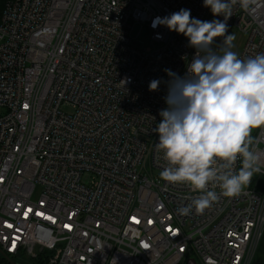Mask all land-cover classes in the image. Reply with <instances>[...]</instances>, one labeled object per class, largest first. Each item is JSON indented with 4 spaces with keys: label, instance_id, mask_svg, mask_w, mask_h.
I'll list each match as a JSON object with an SVG mask.
<instances>
[{
    "label": "built area",
    "instance_id": "1",
    "mask_svg": "<svg viewBox=\"0 0 264 264\" xmlns=\"http://www.w3.org/2000/svg\"><path fill=\"white\" fill-rule=\"evenodd\" d=\"M181 8L202 21L223 19L202 0H4L0 248L7 255L43 254L47 264L252 263L264 232V127L251 132L261 172L202 214H181L199 193L159 176L166 162L152 129L166 107L165 69L184 75L195 50L183 34L152 24ZM227 25L245 34L241 58L264 53V0L249 11L235 7ZM154 79L160 84L150 91Z\"/></svg>",
    "mask_w": 264,
    "mask_h": 264
},
{
    "label": "clouds",
    "instance_id": "2",
    "mask_svg": "<svg viewBox=\"0 0 264 264\" xmlns=\"http://www.w3.org/2000/svg\"><path fill=\"white\" fill-rule=\"evenodd\" d=\"M214 17L202 21L181 8L156 17L152 26H164L183 34L195 54L184 75L165 69L169 76L166 107L152 129L157 134L155 151L166 166L159 173L169 185H186L199 193L178 211L202 214L219 199L235 197L261 172L251 148V132L264 127V53L241 58L232 51L235 37L227 34L233 9L251 10L257 0H202ZM224 37L217 51L212 45ZM128 81H123V84ZM152 80L149 90H157ZM240 168L235 169L237 161ZM219 189V193L213 189Z\"/></svg>",
    "mask_w": 264,
    "mask_h": 264
},
{
    "label": "rangeland",
    "instance_id": "3",
    "mask_svg": "<svg viewBox=\"0 0 264 264\" xmlns=\"http://www.w3.org/2000/svg\"><path fill=\"white\" fill-rule=\"evenodd\" d=\"M212 19H214V18H211V19L206 20V21H211ZM135 33H136V31L133 32V35H135ZM227 34H231L235 37V39L233 41L234 47L232 48V51L236 52L240 56V53H241L242 47H243V43L245 40V34L242 33L241 31H239V29L235 26L230 27V29L226 33V35ZM221 39L224 40V37H217L216 40L214 41V43L212 45V48L214 50L219 51L223 47V43H222L221 47H219V45L221 43ZM139 40L141 42H143L146 47L151 46V42H150L149 38L144 33L139 35ZM61 110L66 112V113H72L74 111V107L72 105H63ZM256 255H257V252H255L253 260L255 259ZM33 258L37 259V256L36 257L34 256ZM33 258H31L30 256L29 257L25 256V257H21V259L19 258L17 260V262H19L20 264H35V263H32L30 261V259H33Z\"/></svg>",
    "mask_w": 264,
    "mask_h": 264
},
{
    "label": "trees",
    "instance_id": "4",
    "mask_svg": "<svg viewBox=\"0 0 264 264\" xmlns=\"http://www.w3.org/2000/svg\"><path fill=\"white\" fill-rule=\"evenodd\" d=\"M3 6H4V0H0V16L3 10ZM256 252H257V255L255 259L252 260L251 264H264V232H263L262 238L259 242ZM11 258L16 262L19 258L21 259V257L18 258V257H13V256ZM30 261L35 264H47L45 261V256L43 254H39L37 256V259L33 258V259H30ZM0 264H10L9 261L1 253H0Z\"/></svg>",
    "mask_w": 264,
    "mask_h": 264
},
{
    "label": "water",
    "instance_id": "5",
    "mask_svg": "<svg viewBox=\"0 0 264 264\" xmlns=\"http://www.w3.org/2000/svg\"><path fill=\"white\" fill-rule=\"evenodd\" d=\"M0 253L9 261L10 264H20L16 261H14L9 255H7L1 248Z\"/></svg>",
    "mask_w": 264,
    "mask_h": 264
}]
</instances>
